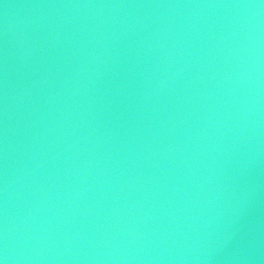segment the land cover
<instances>
[{"label":"water","instance_id":"obj_1","mask_svg":"<svg viewBox=\"0 0 264 264\" xmlns=\"http://www.w3.org/2000/svg\"><path fill=\"white\" fill-rule=\"evenodd\" d=\"M4 264H264V0H0Z\"/></svg>","mask_w":264,"mask_h":264},{"label":"clouds","instance_id":"obj_2","mask_svg":"<svg viewBox=\"0 0 264 264\" xmlns=\"http://www.w3.org/2000/svg\"><path fill=\"white\" fill-rule=\"evenodd\" d=\"M0 264H4L3 260H0Z\"/></svg>","mask_w":264,"mask_h":264}]
</instances>
